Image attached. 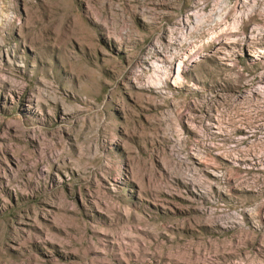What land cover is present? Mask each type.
<instances>
[{"label": "rangeland", "instance_id": "1", "mask_svg": "<svg viewBox=\"0 0 264 264\" xmlns=\"http://www.w3.org/2000/svg\"><path fill=\"white\" fill-rule=\"evenodd\" d=\"M0 264H264V0H0Z\"/></svg>", "mask_w": 264, "mask_h": 264}]
</instances>
